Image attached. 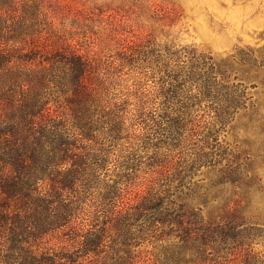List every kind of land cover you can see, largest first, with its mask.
<instances>
[{
    "label": "trees",
    "instance_id": "trees-1",
    "mask_svg": "<svg viewBox=\"0 0 264 264\" xmlns=\"http://www.w3.org/2000/svg\"><path fill=\"white\" fill-rule=\"evenodd\" d=\"M60 24L46 0H0V264H264L259 226L208 216L194 180L264 46L216 61L152 39L116 62Z\"/></svg>",
    "mask_w": 264,
    "mask_h": 264
},
{
    "label": "rangeland",
    "instance_id": "rangeland-1",
    "mask_svg": "<svg viewBox=\"0 0 264 264\" xmlns=\"http://www.w3.org/2000/svg\"><path fill=\"white\" fill-rule=\"evenodd\" d=\"M46 2L57 24L76 32L75 41L82 44L84 52L116 62L125 52L152 39L192 46L211 53L216 61L239 47L264 46V0ZM240 70L235 74L243 79L246 77L241 74L248 76L245 83L251 99L233 119L216 127L219 155L215 159L220 163L201 167L194 180L210 187L208 216L233 206L241 210L246 222L259 226L245 247L250 243L251 248L264 254V68L250 73ZM199 134L198 140L204 133L201 130ZM140 183L138 179L133 187L143 192L145 187ZM148 249L155 251L151 246ZM145 254L151 257L148 264H154V256Z\"/></svg>",
    "mask_w": 264,
    "mask_h": 264
}]
</instances>
